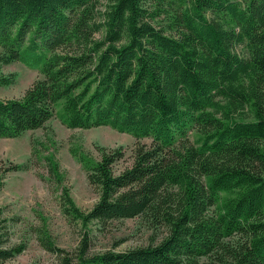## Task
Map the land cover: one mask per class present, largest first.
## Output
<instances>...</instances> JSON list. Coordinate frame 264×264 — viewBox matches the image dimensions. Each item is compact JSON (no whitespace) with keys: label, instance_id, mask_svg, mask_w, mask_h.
Segmentation results:
<instances>
[{"label":"trees","instance_id":"16d2710c","mask_svg":"<svg viewBox=\"0 0 264 264\" xmlns=\"http://www.w3.org/2000/svg\"><path fill=\"white\" fill-rule=\"evenodd\" d=\"M100 1L0 0V67L42 75L0 99V138L53 118L131 134V155L73 149L100 196L83 211L63 186L65 212L84 226L145 216L165 235L92 253L88 231L73 251L47 248L60 264H264V0H106L103 14ZM45 160L62 182L55 154ZM3 214L0 264L25 247L7 245Z\"/></svg>","mask_w":264,"mask_h":264},{"label":"rangeland","instance_id":"374dc122","mask_svg":"<svg viewBox=\"0 0 264 264\" xmlns=\"http://www.w3.org/2000/svg\"><path fill=\"white\" fill-rule=\"evenodd\" d=\"M105 4L106 0L100 1L102 14L106 10ZM159 20L161 22V18ZM97 37L102 38L103 32L97 34ZM242 48L238 49L246 52ZM11 73L17 74L16 80L10 85H0V99L21 96L42 76L39 70L29 68L19 61L0 67V77ZM194 137L192 135L191 139ZM136 141L131 134L120 133L109 126L69 128L58 118L20 137L0 138V176H3L4 181L0 190V207L4 209L3 215L11 218L7 245L25 246L21 253L2 264H60V256L47 248L46 239L50 238L59 248L73 251L88 231V239L91 241L89 252L92 253L108 249L120 251L159 242L165 235L164 228L150 227L145 216L112 220L105 225L91 222L84 226L64 209L63 186L69 188L72 200L83 211L91 209L100 196L99 188L90 185L73 149L99 158L100 150L97 146H124L131 155ZM141 141L150 142L148 138ZM36 142L43 143L37 151L33 149V143ZM49 153H54L60 164L64 174L62 182L49 170L45 160ZM17 163L28 164V169L4 171ZM201 261L203 264H220L213 262L210 257Z\"/></svg>","mask_w":264,"mask_h":264}]
</instances>
